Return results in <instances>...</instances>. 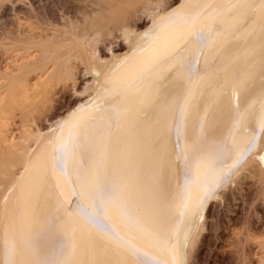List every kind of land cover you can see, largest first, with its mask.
<instances>
[{
  "label": "bare ground",
  "instance_id": "1",
  "mask_svg": "<svg viewBox=\"0 0 264 264\" xmlns=\"http://www.w3.org/2000/svg\"><path fill=\"white\" fill-rule=\"evenodd\" d=\"M137 1L107 0L97 3L96 8L91 7L89 11V17L111 22L106 29H98L97 34L111 35L119 30L120 36L122 34L123 39L128 40L129 46L124 53L115 55L111 51L106 59L98 53L94 43L92 46L77 45V49L71 48L70 43L67 45V57L64 58L67 78L73 71L69 61L76 58L92 76L91 87H94L93 96L77 104L75 115L60 118L46 131L38 126L20 131L18 136L10 130L0 131V261L4 259L5 230L11 234L16 211L22 205V195L30 200V211L38 226L55 215L61 205L64 209L70 207L69 201L75 199L71 195L72 188H79L78 175L93 165L99 167L102 163V179L126 185L138 206L140 223L149 232L178 246L186 263L203 230L207 205L217 198L219 189L253 161L264 173V162L259 159L264 151L254 153L195 214H182L184 176L182 164L177 160L179 110L186 104L187 138H197L203 121L207 143L217 149L231 147L234 142L237 147L241 146L247 129L260 114L264 34L258 20L254 22L250 17L247 23L234 22L231 18L235 16V10L226 7L250 0H179L169 7L164 0H156L155 7L150 6V0H141L143 3H138L142 5L141 9L144 8L142 12L146 8L156 10L149 12L150 24L140 31L133 29V20L130 22L135 11L138 13ZM144 3L149 5L144 6ZM181 4L186 6L182 10L185 13H200L196 26L205 32L214 26L210 40L201 46L190 37L188 26L179 25L150 48L144 33L153 27L154 21L161 24V17ZM205 5L210 7H203ZM75 23L79 24L78 20ZM141 48L145 50L141 52ZM45 54L57 67L61 64L56 60L58 54ZM32 62L28 61L27 66ZM34 62L37 64L38 61ZM20 76L9 77L8 84L19 81ZM245 79L246 86L241 87V81ZM253 101L257 103L247 117L246 126L237 127L235 105L239 103L240 112H244ZM81 106L84 108L77 111ZM77 124L81 126L80 142L85 147L67 160L62 172L58 167L57 149ZM85 135L93 144L102 141L106 145L102 162L100 153L94 155L88 147ZM184 135L182 129L181 144ZM234 158L233 151L226 162L231 164ZM65 219L68 228L75 232L79 258H89L87 251L95 246L111 264L120 261L133 264L130 253L76 214L74 208L73 215ZM106 222L125 240H131L158 260L171 259L167 249L158 246L152 235L138 231L116 208L109 211Z\"/></svg>",
  "mask_w": 264,
  "mask_h": 264
},
{
  "label": "rangeland",
  "instance_id": "2",
  "mask_svg": "<svg viewBox=\"0 0 264 264\" xmlns=\"http://www.w3.org/2000/svg\"><path fill=\"white\" fill-rule=\"evenodd\" d=\"M105 1L0 0V131L10 130L15 136L34 126L46 131L60 118L71 115L79 102L93 96L92 76L85 65L73 58L69 61L72 75L67 78L64 58L69 43L73 49L96 43L93 46L106 59L111 51L115 55L127 51L129 42L119 30L113 35L97 34L111 22L89 17L90 8ZM139 1L135 4L138 13L135 11L130 20L138 31L150 24L149 12L156 10L146 8L142 12ZM149 2L152 7L156 0ZM164 2L169 7L179 0ZM45 53L58 54L56 60L61 64L57 67ZM30 60L34 65L27 66ZM15 75L24 76L23 80L19 77V81L8 84V78ZM208 205L203 230L186 264H264V173L256 162L245 165Z\"/></svg>",
  "mask_w": 264,
  "mask_h": 264
},
{
  "label": "snow or ice",
  "instance_id": "3",
  "mask_svg": "<svg viewBox=\"0 0 264 264\" xmlns=\"http://www.w3.org/2000/svg\"><path fill=\"white\" fill-rule=\"evenodd\" d=\"M186 6L181 4L178 9H173L165 17H161L162 23L157 25L153 22V27L144 33L148 46L158 44L162 38L169 35L170 29L179 25L190 28L189 35L194 38L197 44L203 46L210 40L214 26H210L205 32L202 27L196 26L200 13L188 14L182 10ZM203 7H210L205 5ZM230 11L235 10L236 14L231 19L234 22L247 23L251 17L253 21H259L262 34H264V0H250V2L240 4H230L226 6ZM145 49L141 48V52ZM241 87L246 86V79L241 81ZM187 103V102H186ZM256 101L249 104L244 112H240V105H235L237 112L236 125L246 126L247 117L250 111L255 108ZM84 108L81 106L80 111ZM259 117L253 126L247 129L245 138L241 146L237 147L235 142L231 147L225 146L217 149L207 143L205 125L200 124L199 135L194 140H189L186 135L187 107L181 108L177 119V160L183 167L184 183L181 196L182 214H195L202 207L204 201L215 195L216 190L225 184L239 165L250 155L259 154L264 151V77L261 80V93L259 97ZM75 115V113H73ZM67 123V122H65ZM81 126L74 125L66 139L61 140L57 149L58 167L63 172L67 160L75 156L77 152L85 147L80 142ZM185 131L184 142L180 143L181 131ZM63 131V126H61ZM88 147L95 155L100 153L99 159L103 160V153L106 145L102 141L93 144L91 139L85 135ZM233 151L235 158L228 164L227 157ZM261 162H264V155H259ZM93 165L91 168L83 169L82 175H78L79 188L73 187L71 195L75 198L69 201L70 207L64 209L63 205L58 208L57 213L50 216L37 226L30 211V200L22 195V205L16 211L13 220L11 234L5 230L3 255L4 259L0 264H111L104 259L100 251L91 246L87 255L89 258L81 259L77 256L78 241L74 230L68 228L65 217L75 213L85 218L87 222L99 231L105 233L117 245L125 249L133 257V264H186L183 253L178 246L171 244L166 239L156 233H151L139 221V209L133 200L132 192L126 185L115 181L102 179L101 168ZM7 200V198H5ZM112 208H116L120 215L135 226L138 231L148 233L153 236L158 246L167 249L171 259L158 260L148 252L138 248L131 240H125L107 223L108 213ZM63 211V215H61ZM118 264H126L120 261Z\"/></svg>",
  "mask_w": 264,
  "mask_h": 264
}]
</instances>
